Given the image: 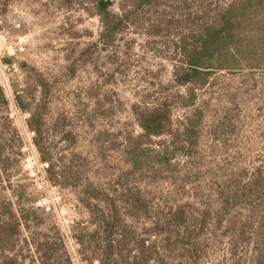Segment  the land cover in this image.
Here are the masks:
<instances>
[{
    "label": "rangeland",
    "instance_id": "374dc122",
    "mask_svg": "<svg viewBox=\"0 0 264 264\" xmlns=\"http://www.w3.org/2000/svg\"><path fill=\"white\" fill-rule=\"evenodd\" d=\"M7 208L0 264H264V0H0Z\"/></svg>",
    "mask_w": 264,
    "mask_h": 264
},
{
    "label": "trees",
    "instance_id": "16d2710c",
    "mask_svg": "<svg viewBox=\"0 0 264 264\" xmlns=\"http://www.w3.org/2000/svg\"><path fill=\"white\" fill-rule=\"evenodd\" d=\"M106 3H104L103 6H105ZM230 27L232 26L230 25V23L226 21L223 22V24H218L217 26L211 25L207 27L205 31L206 33L205 38H203L199 46L201 57H204L206 55L208 56L207 54L208 52H210V54L214 52L217 56L220 55L221 51H219L218 47L222 44L224 38L227 35L231 34ZM112 29L113 27L109 29V32H111ZM195 63L200 65V62H198L197 60L195 61ZM189 65H191L190 71L192 73L196 74V73L201 72V71H198L194 67L195 64L189 63ZM190 77L191 75L189 73H184L182 76H180L178 82L180 81V82L186 83L188 81H191L189 80ZM156 110L151 111L150 113H147L145 117L143 118V122H142L143 129L147 133H151L155 135L163 133L167 125V120L161 114L157 113L158 111L160 112V110L159 109H156ZM9 208L4 210L3 214L8 215L12 219V222L7 223V222H3L0 220V238L12 239L14 236H16L19 233L18 229H19L20 223L17 219H16V222H14L13 220L14 214ZM31 214H33V209H31V207H27L24 210V218L29 219L31 217ZM33 218H35V216Z\"/></svg>",
    "mask_w": 264,
    "mask_h": 264
}]
</instances>
